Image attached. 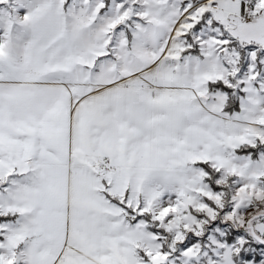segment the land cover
Instances as JSON below:
<instances>
[{
  "label": "snow or ice",
  "instance_id": "snow-or-ice-1",
  "mask_svg": "<svg viewBox=\"0 0 264 264\" xmlns=\"http://www.w3.org/2000/svg\"><path fill=\"white\" fill-rule=\"evenodd\" d=\"M0 264H264V0H0Z\"/></svg>",
  "mask_w": 264,
  "mask_h": 264
}]
</instances>
